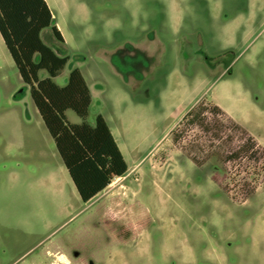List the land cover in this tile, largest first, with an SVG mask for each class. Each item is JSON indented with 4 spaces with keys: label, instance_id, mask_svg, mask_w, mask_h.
<instances>
[{
    "label": "rangeland",
    "instance_id": "374dc122",
    "mask_svg": "<svg viewBox=\"0 0 264 264\" xmlns=\"http://www.w3.org/2000/svg\"><path fill=\"white\" fill-rule=\"evenodd\" d=\"M46 1L127 172L81 201L0 36V264H264V0Z\"/></svg>",
    "mask_w": 264,
    "mask_h": 264
},
{
    "label": "trees",
    "instance_id": "16d2710c",
    "mask_svg": "<svg viewBox=\"0 0 264 264\" xmlns=\"http://www.w3.org/2000/svg\"><path fill=\"white\" fill-rule=\"evenodd\" d=\"M46 27L57 40H63L46 0H0L1 39L21 81L28 86L79 198L87 202L124 175L127 163L105 118L98 113L94 124L86 121L91 92L79 68L70 70L64 85L53 81L68 56L42 41L40 33ZM41 69L47 76L39 77ZM67 110L80 122H70Z\"/></svg>",
    "mask_w": 264,
    "mask_h": 264
},
{
    "label": "water",
    "instance_id": "95a60500",
    "mask_svg": "<svg viewBox=\"0 0 264 264\" xmlns=\"http://www.w3.org/2000/svg\"><path fill=\"white\" fill-rule=\"evenodd\" d=\"M24 89H25V87L21 88V89L19 90V92L23 93V92H24ZM21 93H20V94H21ZM15 97H17V95H15Z\"/></svg>",
    "mask_w": 264,
    "mask_h": 264
},
{
    "label": "crops",
    "instance_id": "0c3cea01",
    "mask_svg": "<svg viewBox=\"0 0 264 264\" xmlns=\"http://www.w3.org/2000/svg\"><path fill=\"white\" fill-rule=\"evenodd\" d=\"M46 2H47V1H46ZM89 89H90V88H89ZM90 92H91V89H90ZM91 101H92V94H91ZM107 124H108V123H107ZM108 126H109V125H108ZM111 133H112V132H111ZM116 178H118V177H116ZM105 189H106V188H105ZM105 189H104V190H105ZM104 190H103V191H104ZM101 192H102V191H101ZM101 192H100V193H101ZM100 193H98L97 195H99Z\"/></svg>",
    "mask_w": 264,
    "mask_h": 264
}]
</instances>
